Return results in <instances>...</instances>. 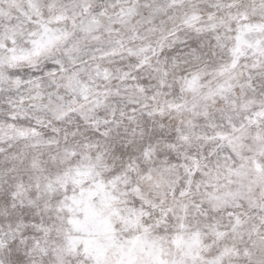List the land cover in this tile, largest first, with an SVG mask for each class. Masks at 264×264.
I'll return each mask as SVG.
<instances>
[{
  "label": "snow or ice",
  "instance_id": "obj_1",
  "mask_svg": "<svg viewBox=\"0 0 264 264\" xmlns=\"http://www.w3.org/2000/svg\"><path fill=\"white\" fill-rule=\"evenodd\" d=\"M0 264H264V0H0Z\"/></svg>",
  "mask_w": 264,
  "mask_h": 264
}]
</instances>
